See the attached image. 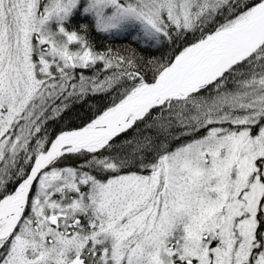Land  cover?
<instances>
[{"label":"snow or ice","instance_id":"obj_1","mask_svg":"<svg viewBox=\"0 0 264 264\" xmlns=\"http://www.w3.org/2000/svg\"><path fill=\"white\" fill-rule=\"evenodd\" d=\"M0 264H264V0H0Z\"/></svg>","mask_w":264,"mask_h":264},{"label":"trees","instance_id":"obj_2","mask_svg":"<svg viewBox=\"0 0 264 264\" xmlns=\"http://www.w3.org/2000/svg\"><path fill=\"white\" fill-rule=\"evenodd\" d=\"M81 23H88L90 26L92 24V21L88 17H82L80 15H77L73 17L70 27L78 28ZM90 39L95 43V46L97 49H103L105 45L110 44L113 47L119 46L122 42L118 39L116 40H109L107 35L105 34H99L95 31L91 32Z\"/></svg>","mask_w":264,"mask_h":264}]
</instances>
